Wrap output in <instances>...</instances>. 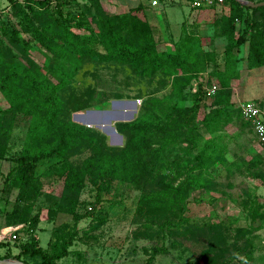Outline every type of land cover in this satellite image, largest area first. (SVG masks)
Returning <instances> with one entry per match:
<instances>
[{
    "label": "rangeland",
    "instance_id": "374dc122",
    "mask_svg": "<svg viewBox=\"0 0 264 264\" xmlns=\"http://www.w3.org/2000/svg\"><path fill=\"white\" fill-rule=\"evenodd\" d=\"M159 1L163 3L155 7L152 31L157 49L184 54L190 47L210 54L200 62L182 56L179 75H188V83L178 96L171 93L172 76L162 71L141 76L127 64L95 57L84 58L75 69L39 43L35 33L64 17L78 34L98 31V10L88 0H67L59 7L53 1L47 8L33 4V11L24 0H0V77L12 66L20 74L37 67L50 83L67 79L59 91L63 121L76 122L74 114L87 109L110 110L113 100H136L135 109L115 108L133 112L129 120H112L122 144L112 145L110 135L89 128L111 152L125 145L127 136L120 127L145 119L152 128L147 168L135 181L90 175L82 186L66 187L58 172L61 161L78 167L93 154L91 148L78 146L60 158L41 159L33 172L35 185L20 188L13 178L20 173L15 158L29 146L23 119L2 140L0 255L19 254L29 261L22 251L31 239L49 252L50 243L61 237L70 245L57 264H145L149 256L152 264H264V144L239 114V105L246 101L264 111V65L249 68L246 61L249 43L264 41V10L248 12V34L234 47L239 77L222 89L212 73L223 68L228 40L216 34L212 21L227 6L195 9L193 0H174L173 5ZM100 3L106 13L121 15L127 7H148L152 0ZM237 16L234 41L247 25L243 10ZM211 85L217 90L209 96L206 88ZM163 98V104H150ZM79 105L86 107L76 110ZM6 106L0 91V111ZM164 188L182 190L186 197L184 218L177 226L163 223L178 220L165 199L140 203L142 196ZM34 215L38 220L33 225ZM13 232L19 233L14 243L8 238ZM159 248L154 255L153 249Z\"/></svg>",
    "mask_w": 264,
    "mask_h": 264
},
{
    "label": "trees",
    "instance_id": "16d2710c",
    "mask_svg": "<svg viewBox=\"0 0 264 264\" xmlns=\"http://www.w3.org/2000/svg\"><path fill=\"white\" fill-rule=\"evenodd\" d=\"M24 1L27 7L33 11V4L47 8L53 1H56V6L59 7L67 0ZM88 1L98 10V31L78 34L65 22L66 18L64 17L35 33L39 43L47 51L70 61L75 69L84 58L95 57L101 62L115 61L127 64L141 76L162 71L172 76L171 93L178 96L181 94V89L188 83V75H179V71L184 68L185 60L183 58L186 61L194 59L196 62H200L202 56L210 55L207 52L204 54L193 52L190 47L184 54L159 51L153 38V27L146 19L143 4L130 8L124 14L111 15L103 10L100 0ZM259 1L261 0H255V2ZM224 5L227 6L226 11L214 15L212 21L216 34L226 37L228 40L224 50L223 68L212 73V78L220 84L222 89L228 88L230 82L239 77L234 47L239 42H244V37L248 34L250 21L248 12L264 10V6L250 7L237 0H224ZM239 10L244 11L247 25L241 38L234 41L235 22L238 19ZM2 30L7 34L4 28ZM129 34L133 36H129ZM246 61L249 68H258L264 65V41L253 40L249 43ZM66 80L50 83L42 76L37 67L20 74L12 66H7L6 73L0 77V91L7 103V106L0 111V155L4 151L2 140L8 138L12 130L23 119L27 121L26 136L29 139V146L22 149L15 158L16 167L20 170V173L13 178L15 185L20 188L34 186L33 172L37 162L46 158H60L68 150L78 146L91 148L93 154L85 158L78 167L61 161L58 172L66 187L78 188L90 175H95L104 181H135L147 168L146 145L148 134L152 130L149 122L143 119L120 127L119 132L127 136L125 145L119 152H111V148L102 137L90 132L89 128L91 127L78 122L63 121L60 118L62 102L59 91L64 87ZM170 98L166 97L168 100ZM164 99L154 100L150 104H163L165 103ZM84 107L86 105H79L76 110ZM239 114H241L240 110ZM245 122L250 124L248 121ZM153 198L165 199L169 202L170 208L177 211L178 220L174 222L166 219L163 222L164 225L177 226L184 218L186 197L182 190L160 189L142 196L140 203L151 201ZM79 218L80 216H75L76 220ZM37 220L38 216L34 215L31 221L33 225ZM25 240L28 238L26 237ZM69 245L70 240L66 241L61 237H56L50 243V251L46 252L37 247V242L31 239L22 251L29 257V261L20 258L19 254L12 258L0 255V259H17L27 264H57V260L66 254ZM160 251V248L153 249V254ZM145 264H152V256L146 259Z\"/></svg>",
    "mask_w": 264,
    "mask_h": 264
},
{
    "label": "water",
    "instance_id": "95a60500",
    "mask_svg": "<svg viewBox=\"0 0 264 264\" xmlns=\"http://www.w3.org/2000/svg\"><path fill=\"white\" fill-rule=\"evenodd\" d=\"M241 1V0H237ZM246 4L250 7L264 6V1L252 2L247 1ZM136 100H113L111 102L112 109H87L83 113H75L74 121L87 127H96L104 133L110 135L109 143L112 145L122 144V135H120L112 125V120H129L133 117V112L124 110H116L115 108L132 107L136 108ZM0 264H27L21 260L2 258Z\"/></svg>",
    "mask_w": 264,
    "mask_h": 264
},
{
    "label": "built area",
    "instance_id": "2783aa9c",
    "mask_svg": "<svg viewBox=\"0 0 264 264\" xmlns=\"http://www.w3.org/2000/svg\"><path fill=\"white\" fill-rule=\"evenodd\" d=\"M251 0H241L240 3L247 5L246 2ZM253 2V1H252ZM158 2L157 0H152V5H156ZM224 5V0H193L191 2V7L195 9H203V8H214V7H221ZM217 87L216 85H211L206 88V94L212 95L216 92ZM239 110L241 113L242 118L245 121H248L258 138V141L261 144H264V111L257 106V104L246 101L239 105ZM19 233L13 232L10 233L8 238L11 242L19 239Z\"/></svg>",
    "mask_w": 264,
    "mask_h": 264
},
{
    "label": "crops",
    "instance_id": "0c3cea01",
    "mask_svg": "<svg viewBox=\"0 0 264 264\" xmlns=\"http://www.w3.org/2000/svg\"><path fill=\"white\" fill-rule=\"evenodd\" d=\"M102 1H104V0H102ZM165 1H169L171 3V5H173V3H174V0H165ZM157 2L158 3L156 5H152V4L150 5L154 9L150 8V6L146 7V5H148V4H143L144 5V8H145V14L148 17L149 23L152 25L153 30H155V26H156L155 25L156 24V19H155L156 17H154L153 14H154V11L157 12V10H158L157 8L155 9V7H159L163 3V1L161 2V1L157 0ZM133 7H135V6H133ZM133 7H127V8H133ZM150 10H153V11L150 13L149 12Z\"/></svg>",
    "mask_w": 264,
    "mask_h": 264
}]
</instances>
